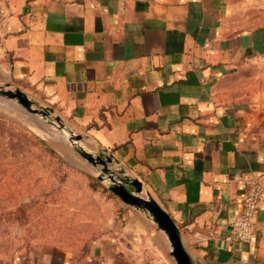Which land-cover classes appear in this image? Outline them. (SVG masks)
Returning <instances> with one entry per match:
<instances>
[{
	"label": "crops",
	"instance_id": "1",
	"mask_svg": "<svg viewBox=\"0 0 264 264\" xmlns=\"http://www.w3.org/2000/svg\"><path fill=\"white\" fill-rule=\"evenodd\" d=\"M0 76L137 180L194 264H264V190L251 239L228 238L264 175V0H0ZM116 200L83 247L22 264H176L164 232Z\"/></svg>",
	"mask_w": 264,
	"mask_h": 264
},
{
	"label": "rangeland",
	"instance_id": "2",
	"mask_svg": "<svg viewBox=\"0 0 264 264\" xmlns=\"http://www.w3.org/2000/svg\"><path fill=\"white\" fill-rule=\"evenodd\" d=\"M16 90L31 109L1 93ZM76 130L46 101L0 76V264L81 248L116 218L120 204L107 183L121 171ZM77 145L103 162L88 160Z\"/></svg>",
	"mask_w": 264,
	"mask_h": 264
},
{
	"label": "water",
	"instance_id": "3",
	"mask_svg": "<svg viewBox=\"0 0 264 264\" xmlns=\"http://www.w3.org/2000/svg\"><path fill=\"white\" fill-rule=\"evenodd\" d=\"M1 93L18 98L19 102L27 109H31V101L20 90L13 92L1 91ZM74 138L78 139L79 136L75 135ZM75 148L88 160L103 162L100 156L93 155L80 145L75 146ZM110 158L107 157V161H110ZM108 179L107 187L109 191L124 204L145 212L149 219L164 232L169 241L170 255L176 264H194L182 244L178 228L172 218L152 198L142 193V186L137 180L124 178L122 171L120 178L110 173Z\"/></svg>",
	"mask_w": 264,
	"mask_h": 264
},
{
	"label": "built area",
	"instance_id": "4",
	"mask_svg": "<svg viewBox=\"0 0 264 264\" xmlns=\"http://www.w3.org/2000/svg\"><path fill=\"white\" fill-rule=\"evenodd\" d=\"M264 175L262 180L251 182L243 197L240 210L232 217L229 231L230 242H247L254 233L253 216L262 199ZM148 264H166L156 259Z\"/></svg>",
	"mask_w": 264,
	"mask_h": 264
}]
</instances>
